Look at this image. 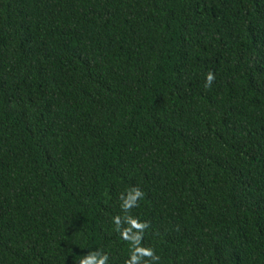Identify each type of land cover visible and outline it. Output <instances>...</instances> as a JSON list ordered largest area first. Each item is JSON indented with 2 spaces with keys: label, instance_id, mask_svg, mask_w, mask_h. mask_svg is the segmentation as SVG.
<instances>
[{
  "label": "trees",
  "instance_id": "16d2710c",
  "mask_svg": "<svg viewBox=\"0 0 264 264\" xmlns=\"http://www.w3.org/2000/svg\"><path fill=\"white\" fill-rule=\"evenodd\" d=\"M133 185L159 264H264V0H0V264H123Z\"/></svg>",
  "mask_w": 264,
  "mask_h": 264
},
{
  "label": "clouds",
  "instance_id": "9594fccd",
  "mask_svg": "<svg viewBox=\"0 0 264 264\" xmlns=\"http://www.w3.org/2000/svg\"><path fill=\"white\" fill-rule=\"evenodd\" d=\"M214 78L212 71L206 72L204 87L210 86ZM144 196L139 186L126 187L117 197L120 212L110 217L112 231L118 233L127 245V256L123 264H159L160 261L153 247L142 244L145 230L149 227L148 221L131 213V209L136 208ZM72 261L73 264H111L109 252L99 247L88 250L78 259L72 258Z\"/></svg>",
  "mask_w": 264,
  "mask_h": 264
}]
</instances>
